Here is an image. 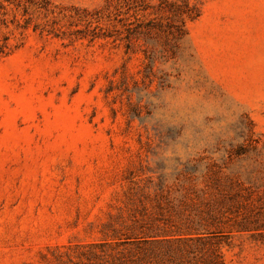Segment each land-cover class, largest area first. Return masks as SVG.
Masks as SVG:
<instances>
[{
	"label": "rangeland",
	"instance_id": "1",
	"mask_svg": "<svg viewBox=\"0 0 264 264\" xmlns=\"http://www.w3.org/2000/svg\"><path fill=\"white\" fill-rule=\"evenodd\" d=\"M51 1L56 17L36 20L53 33L21 35L14 8L0 28L22 38L0 62V264H54L76 244L113 242L185 176L231 205L226 264H264V0H189L200 16L177 56L150 66L115 37L77 33L80 16L96 21L116 0ZM244 218L251 230L234 223Z\"/></svg>",
	"mask_w": 264,
	"mask_h": 264
},
{
	"label": "trees",
	"instance_id": "2",
	"mask_svg": "<svg viewBox=\"0 0 264 264\" xmlns=\"http://www.w3.org/2000/svg\"><path fill=\"white\" fill-rule=\"evenodd\" d=\"M52 7L55 5L51 0H0V28H9V8H14L11 23L21 35L30 28L42 34L53 33L47 30L48 24L41 27L36 20L39 11H43L45 17L51 14L56 17ZM152 9L146 0H116L108 4L107 10H96L100 15L96 21L80 16L85 29L77 33L91 40L115 37L125 44L127 54L141 51L147 66L154 64L158 53L168 61L177 56L189 33L188 22L197 19L200 10L189 0L173 1ZM84 12L90 13L86 9ZM64 17L70 26H79L75 16L66 14ZM59 21L54 23L60 25ZM119 23L123 30L116 29ZM110 29L118 32L112 34ZM157 39L161 40L160 51L156 48ZM139 40L145 42L141 50H138ZM21 45L22 38L13 42L9 33L0 31V62ZM175 188L177 196H174ZM175 188L170 184L166 192L157 193L155 213L142 210V218L135 215L126 233L120 234L123 230L116 228L113 242L76 244L69 247L71 251L57 254L54 264H226L219 241L230 212L227 209L231 208L226 197L220 195V191L214 194L218 188L213 182L200 181L195 176H185ZM234 223L241 230L254 227L247 218L235 219Z\"/></svg>",
	"mask_w": 264,
	"mask_h": 264
}]
</instances>
